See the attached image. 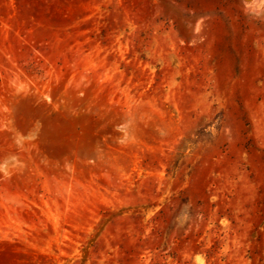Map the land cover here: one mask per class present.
<instances>
[{
    "label": "rangeland",
    "instance_id": "374dc122",
    "mask_svg": "<svg viewBox=\"0 0 264 264\" xmlns=\"http://www.w3.org/2000/svg\"><path fill=\"white\" fill-rule=\"evenodd\" d=\"M0 264H264V0H0Z\"/></svg>",
    "mask_w": 264,
    "mask_h": 264
}]
</instances>
